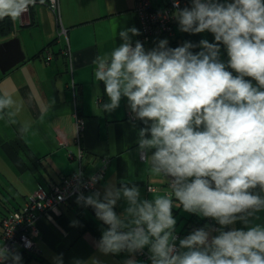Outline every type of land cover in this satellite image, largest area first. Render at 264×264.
<instances>
[{
	"label": "clouds",
	"instance_id": "1",
	"mask_svg": "<svg viewBox=\"0 0 264 264\" xmlns=\"http://www.w3.org/2000/svg\"><path fill=\"white\" fill-rule=\"evenodd\" d=\"M36 5L0 0V20L16 21ZM174 6L181 32H208L213 42L172 48L162 39L146 50L139 40L133 44L131 36L140 32L131 27L119 31V46L93 60L94 83H103L108 98L101 111L111 113L127 99L132 119L144 125L140 159L149 175L168 180L169 191L146 199L133 181L122 180L119 187L107 184L103 194L81 192L76 203L91 206L107 226L96 243L105 255L134 257L147 248L151 264H264V224L254 223L264 212V0H190L183 8L175 0ZM113 33L115 39L117 26ZM20 107L11 95H0V118L15 123ZM121 200L126 207L118 214ZM181 207L215 225L178 239L173 209ZM21 260L0 245V264ZM55 260L63 264L62 254Z\"/></svg>",
	"mask_w": 264,
	"mask_h": 264
},
{
	"label": "crops",
	"instance_id": "2",
	"mask_svg": "<svg viewBox=\"0 0 264 264\" xmlns=\"http://www.w3.org/2000/svg\"><path fill=\"white\" fill-rule=\"evenodd\" d=\"M58 2L60 24L62 22L67 27L66 43L58 39L59 23L44 4L31 7L21 18L12 20V31L0 34V43L17 37L25 55L24 61L17 66L5 73L0 71V95H11L21 106L15 123L6 117L0 118V199L6 203L4 208L7 206L10 211L19 209L38 187L49 190L63 176L78 170L84 175H92L104 162V176L97 184L101 194L107 184L114 183L119 187L120 181L129 180L140 188L142 198L165 195L166 178L149 175L146 171L149 165L140 159L137 151L138 132L143 123L132 119L126 98L115 111L102 112L101 105L108 102V98L103 83H94L93 77V60L122 43L118 35L120 30L135 27L140 35L129 34L132 42L141 37V25L134 12L136 0ZM168 2L151 0L158 9ZM171 27L169 35L160 33L149 38L144 48L152 49L162 39H167L172 48L185 41L198 44L201 39L214 40L208 32H181L174 17ZM67 48L69 53L66 54ZM199 50L193 49L194 52ZM221 58L227 60L223 48ZM76 115L85 123L79 142L83 150L80 162L70 157L78 151ZM25 126L27 131L22 130ZM148 187L153 190L149 192ZM73 203L57 207L36 219V234L32 237L35 251L29 256H21V264H56L55 258L61 254L63 264H77L78 261L90 264L93 258L100 264H124L130 258H134L137 264H151L147 248L143 250L144 256L136 253L133 257L127 252L100 253L96 243L107 226L96 218L91 206ZM74 207H81L80 214L95 225L99 237L75 226L64 229L56 222L55 219L63 214L71 222H76ZM125 207L121 200L114 210L119 214ZM3 211L5 214L9 212ZM258 216L254 223L264 224V212ZM235 227L242 228L243 225L237 222Z\"/></svg>",
	"mask_w": 264,
	"mask_h": 264
},
{
	"label": "built area",
	"instance_id": "3",
	"mask_svg": "<svg viewBox=\"0 0 264 264\" xmlns=\"http://www.w3.org/2000/svg\"><path fill=\"white\" fill-rule=\"evenodd\" d=\"M174 2L175 0H169L165 7L158 9L152 5L151 0H136L134 12L139 18L142 29V35L138 40L141 41L143 45L150 37L170 31L172 19L174 17L173 14L177 11ZM37 4H39L38 0ZM44 5L52 11L56 16V21L59 22L58 0H45ZM186 6L190 7V0H179L180 8ZM62 32L65 34V30H62ZM134 43L135 42H133V44ZM66 51V54L69 53L68 48ZM84 124V119L76 115L75 126L77 131L76 142L78 144V151L76 155L70 154V157H75L79 162L83 156V150L79 146V142L84 130ZM104 169L105 162L92 175H84L81 170H78L71 175L63 176L58 183L52 185L47 191L38 188L33 194L27 197V200L19 209L14 210L2 218L0 223V245L6 246L19 254L23 251L31 252L35 250L32 237L36 234V229L34 228L36 219H38L40 215L49 214V212L56 209L61 203H65L66 201L76 202L77 196L81 192L85 196H88L98 191L97 184L104 176ZM91 177H97L98 179L94 187H87ZM148 189L153 190L152 187H148ZM176 235L178 239L186 236H181L178 233H176ZM143 254H145L144 251L140 252V256ZM9 264H11V262H9Z\"/></svg>",
	"mask_w": 264,
	"mask_h": 264
},
{
	"label": "trees",
	"instance_id": "4",
	"mask_svg": "<svg viewBox=\"0 0 264 264\" xmlns=\"http://www.w3.org/2000/svg\"><path fill=\"white\" fill-rule=\"evenodd\" d=\"M34 22L31 21V24H33ZM13 29V25H12V20L9 19V18H5L3 20H0V34H7L9 33L10 31H12ZM56 39L53 40L51 43H55ZM50 43V44H51ZM82 118V117H81ZM71 175V174H70ZM68 176V175H67ZM102 180V179H101ZM166 185V193L169 191V186H168V180H167V183L165 184ZM38 188H42V187H38ZM43 189V188H42ZM45 190V189H44ZM47 191V190H46ZM0 202H1V199H0ZM2 203V202H1ZM3 205H5L4 203H2ZM68 204H75L73 203V201H66L65 203H61L59 204L57 207L60 208L61 206H66ZM21 206V205H20ZM76 209V217H77V220H76V223L75 225L73 224V222H71L70 220H68L66 218V216L63 214L62 216H58L56 220V222L58 224H61L62 227L64 229H68L72 226H75L77 227L78 229H82V231H89L91 232L92 234H94L95 236L99 237V231L98 229L95 227V225L93 223H91L86 217H84L82 214H80V208L81 207H74ZM5 209L7 211H9L8 213H4V211H1V213L3 214L2 217H0V223H1V220L4 216L8 215L9 213L13 212V210H17V208L13 209L12 211H10V208H8L7 206H5ZM181 208H174L173 209V215L174 217L179 215V220L177 221V224L182 222L181 223V227L180 229H177L176 228V233H178L179 235L183 236V235H188L192 230L194 229H197V228H200V227H203L205 224H212V225H215V222L208 219V218H200L198 216H196L195 214H189V213H186L184 212V214H180L181 213ZM52 212V211H51ZM49 212V213H51ZM42 216V215H40ZM63 220L66 221V223L63 222ZM176 224V225H177ZM57 226V224H56ZM59 226V225H58ZM176 227V226H175ZM35 250L31 251V252H21V256L23 255H26V256H29L31 253H34ZM145 255V254H144ZM144 255H141V256H144Z\"/></svg>",
	"mask_w": 264,
	"mask_h": 264
},
{
	"label": "water",
	"instance_id": "5",
	"mask_svg": "<svg viewBox=\"0 0 264 264\" xmlns=\"http://www.w3.org/2000/svg\"><path fill=\"white\" fill-rule=\"evenodd\" d=\"M25 55L17 37L0 43V71L5 73L24 61Z\"/></svg>",
	"mask_w": 264,
	"mask_h": 264
},
{
	"label": "rangeland",
	"instance_id": "6",
	"mask_svg": "<svg viewBox=\"0 0 264 264\" xmlns=\"http://www.w3.org/2000/svg\"><path fill=\"white\" fill-rule=\"evenodd\" d=\"M30 9H31V7L29 8V11H30ZM49 9V8H48ZM50 10V9H49ZM28 11V12H29ZM52 12V11H51ZM60 13V12H59ZM137 16V15H136ZM137 18H138V16H137ZM138 21H139V18H138ZM57 23H59V26H58V31L56 32V34H57V37H58V39H60V42H62V41H64V43H66L67 42V40H66V36H67V33H66V29H67V27H65L63 24H62V22H61V24H60V21L59 22H57ZM139 23H140V21H139ZM172 28V27H171ZM62 30H65V34L62 32ZM170 32V31H169ZM169 32H163L164 34H168ZM160 34V33H159ZM66 35V36H65ZM141 35H142V29H141ZM157 35V34H156ZM169 35V34H168ZM155 36V35H154ZM153 37V36H152ZM151 38V37H150ZM62 40V41H61ZM62 45H63V43H62ZM75 132H77L76 131V126H75ZM166 183H167V179H166ZM165 183V184H166ZM159 186V185H158ZM160 187V186H159ZM163 190L164 191H166V185L165 186H163ZM4 204H6V203H4ZM5 208H4V205L2 204V203H0V213H1V211H3ZM180 214H184V211L183 210H181V213ZM175 218H176V220L178 221L179 220V215H177V216H175ZM181 223L182 222H180V223H178L177 225H176V228L177 229H180V227H181ZM143 252V251H142ZM138 255H140V252H138ZM144 255V254H143Z\"/></svg>",
	"mask_w": 264,
	"mask_h": 264
}]
</instances>
